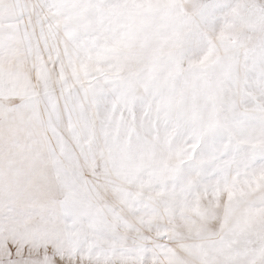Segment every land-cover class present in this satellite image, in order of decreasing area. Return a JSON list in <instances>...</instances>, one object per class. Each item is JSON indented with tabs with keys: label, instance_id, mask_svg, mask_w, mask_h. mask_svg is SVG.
<instances>
[{
	"label": "snow or ice",
	"instance_id": "1",
	"mask_svg": "<svg viewBox=\"0 0 264 264\" xmlns=\"http://www.w3.org/2000/svg\"><path fill=\"white\" fill-rule=\"evenodd\" d=\"M0 264H264V0H0Z\"/></svg>",
	"mask_w": 264,
	"mask_h": 264
}]
</instances>
